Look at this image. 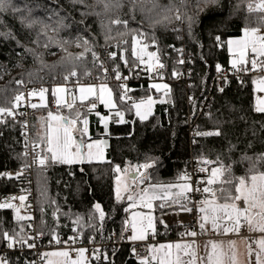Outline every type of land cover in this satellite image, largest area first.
Listing matches in <instances>:
<instances>
[{"label":"trees","instance_id":"16d2710c","mask_svg":"<svg viewBox=\"0 0 264 264\" xmlns=\"http://www.w3.org/2000/svg\"><path fill=\"white\" fill-rule=\"evenodd\" d=\"M251 1L0 2V108L12 106L17 81L50 85L66 76L69 81L75 78L79 83L101 78L102 71L93 57L95 52H115L113 59L117 60L118 49L124 48L127 60L133 63V35L143 34L149 49L166 62L168 96L156 93L153 88L138 90L136 95L153 99L152 111L146 119L136 118L132 123L131 114L126 111L125 122H110L104 160L73 164L52 161L40 143L42 156L49 157L34 173L36 230L42 241L66 237L72 226L84 242L105 240L112 234L120 238L127 228V210L126 202L115 195L117 166L134 169L150 164L147 170L151 182L165 183L181 179L189 169L186 159L191 155L210 159L214 167L225 169L213 185V197L219 202L231 201L225 199L226 195H237L235 186L239 178L264 172V160L260 159L264 156V113L255 111L252 80L241 84L229 78L221 91L208 90L216 66L229 63L226 40L239 36L242 29L263 25L262 14L250 10ZM171 45H183L192 54L188 66L194 102L208 95L209 106L196 118L197 128L205 133L219 131L220 135H203L196 144L190 143L184 89L172 81V72L180 65L174 61ZM55 51L59 52L58 58L51 60L49 53ZM167 51L171 52L170 59H164ZM72 71L76 72L75 76L69 75ZM109 87L120 104L117 87ZM96 109L102 111L101 107ZM20 130L19 121L6 113L0 114V198L21 190L16 178L4 175L25 162ZM225 179L232 183H222ZM97 204L104 212L102 220L95 208ZM159 228L162 230L160 225ZM164 229L168 233V228ZM25 230L26 223L17 220L10 209H0V233L8 232L18 241L24 237ZM6 242L0 236V246ZM89 251L90 264H141L142 261L134 257L129 244L93 247ZM29 256L24 252L10 253L5 264H28Z\"/></svg>","mask_w":264,"mask_h":264},{"label":"built area","instance_id":"2783aa9c","mask_svg":"<svg viewBox=\"0 0 264 264\" xmlns=\"http://www.w3.org/2000/svg\"><path fill=\"white\" fill-rule=\"evenodd\" d=\"M264 4V0H259L257 4H253L252 7H257L263 13V25L260 28L261 35H264V8L259 7ZM174 52V61L180 65L179 68H176L172 72V81L180 84L185 93V101L187 107V131L188 137L191 144H196L197 139L202 137L205 133L199 130L196 126V118L201 115L202 111H205L209 106L208 95L201 99L198 103L194 102L193 92H192V73L189 68L191 62L192 54L188 51L183 45L178 47L170 46ZM114 49H117L115 46ZM119 58L114 60L110 55L111 53H101L95 52L94 60L98 63L102 76L101 78L93 77L91 78L90 83L92 85L106 84L107 86H116L118 89L119 98L123 94V90L119 87L120 84H126L129 89L127 96L130 99L125 98L121 100V104L126 107L130 114V122L132 123L135 116V108L133 107L134 103H139L140 101H147L149 97L145 95H136L135 93L138 90L144 88H153V84L159 85H168L167 74H166V62L159 57V62L164 66L163 68H157L152 71L147 70V63L139 64V61H135L138 64V67H134L133 63H128L125 65L124 59L126 58L124 48H119ZM171 52L167 51L164 53V59H170ZM147 61V55L144 58ZM248 60H251L252 57H247ZM258 60H261L257 58ZM264 60V59H262ZM113 62L112 64L110 62ZM180 61H183L181 63ZM155 63V61H153ZM219 66V71L217 70ZM214 70L212 77L209 79V88L219 92L224 88L227 80L229 78L235 79L241 84H247L253 78H264V69H261L259 66L255 69H251V64L246 65H237V68L247 67L248 71L237 70L232 66V62H229L227 65L218 64ZM107 69V71H105ZM119 71L122 79L116 80L115 74L116 71ZM127 77V79H123ZM20 82V83H18ZM79 82L77 79L72 78L61 82H56L55 80L48 85L47 83H38L32 82L30 80L17 81L18 89L15 93V96L18 94H23L24 99L19 102L14 101L10 109H13L14 115H9L13 120L20 122L21 130L19 133L20 140L23 144V155L25 157V162L16 170L11 171L10 176L16 178L21 185V190L11 193H6L0 198V202H4L10 197H20L24 196L26 199L23 204L16 199L11 200V203L20 208V215L24 217H30V219L20 220L26 223L25 235L22 239L16 241L13 247H8V242L0 246V260L5 262L7 254L10 253H29L28 264H44L45 253L54 251V250H67L70 253V258L75 257L74 251L79 249H91L96 248H107L114 247L119 244H129L133 247V255L138 260H144L146 258V245L150 243H156L164 238L158 234H151L147 238L140 241H132L130 239L132 234V229L127 227L122 233L120 238H116L114 234L109 236L105 240L94 241L90 239L88 242H84L75 226H72L70 229V234L66 237L58 236L53 239L42 241V236L36 230V213H35V193H34V173L37 167L40 165L39 160L42 158L40 151V146L38 143L33 141L31 133V117L36 110V107L33 108L31 105H36V96H31L30 93L36 91L39 93L40 89H49L55 85H62L65 88L67 94L75 93L76 85ZM156 93H161L162 91H157L153 88ZM92 104H97L95 99H90L86 101V107L92 106ZM50 106L54 111L66 110L68 108L67 102H60L57 104V100L54 99L50 102ZM97 106V105H96ZM7 114V113H6ZM204 161H209V163H204ZM186 162L189 164V169L182 174L181 179L187 176L189 185L193 189L192 191L185 192L181 203L174 208L168 209V207L163 203L159 202L158 207V221L161 227L168 228V238L176 240H193L199 241L201 239L212 238L215 235L209 230L205 225L204 229H201L200 224L202 222L201 218L203 217V212L200 211L202 207V202L206 199L213 198L214 196V187L212 184H208L210 180V173L214 167V161L201 157V156H190L186 159ZM142 173H145L149 177L148 170L145 168L141 169ZM151 180H145L144 184H150ZM208 187L211 189L210 192L205 193L203 189ZM196 189H200L197 191ZM185 197L187 199H185ZM161 204H164V207H160ZM191 209V211H186L184 208ZM10 209L17 219V214L14 208ZM195 232L196 235L192 236L189 233ZM238 236L245 237L248 241H252L253 234L249 232L248 225L243 219L241 220V227L237 232ZM23 240L25 243H21ZM59 241V242H58ZM34 245V247H28V245Z\"/></svg>","mask_w":264,"mask_h":264},{"label":"snow or ice","instance_id":"6c2138e0","mask_svg":"<svg viewBox=\"0 0 264 264\" xmlns=\"http://www.w3.org/2000/svg\"><path fill=\"white\" fill-rule=\"evenodd\" d=\"M2 2V0H0ZM250 10H251V6ZM259 7L264 8V4L260 5ZM179 18V17H177ZM115 23H120V21H115ZM143 34H141L142 36ZM137 45H140L139 50H137ZM229 50H233V45L235 46L237 59H234L232 61V66L234 69L237 70H243L248 71L249 69L247 67L237 68V65H246L251 64V69L255 70L258 66L261 69H264V60H258L257 57H264V35H260L258 33V29H245L244 30V36L241 39L238 40H229L228 41ZM148 44L144 43L141 44V41L137 39L136 37L133 38V45H132V56L135 58L133 61V66L138 67L139 65L135 63V61H139V64H145L147 63V70L152 71L157 68H163V64L159 62V57L157 56L156 52H147ZM251 52L253 55L251 60L247 59L248 53ZM147 55V61H145L144 56ZM113 58H115L116 53L113 52L110 54ZM93 56H95V53H93ZM155 61V63H153ZM183 63V61H180ZM125 65H128L129 61L127 59H124ZM217 70L219 71V66H217ZM107 71V69H105ZM70 76H75L76 72L72 71L69 73ZM68 79V76L65 77V80ZM116 80H121L122 77L119 73V71H116L115 74ZM123 79H127V77H124ZM20 83V82H18ZM258 90L261 92H264V78L260 79L258 82ZM119 87L123 90V94L121 95L120 99L124 100L125 98L130 99V97L127 96V93L129 89L127 88L126 84H120ZM153 88L157 89L158 91L163 87L164 89H167V85H159V84H153ZM222 90V89H221ZM47 91V89H40L39 93L36 91H33L30 93L31 96H36L37 94L40 96V99L44 100V94ZM65 91L64 88H56L53 91V94L55 95L58 92ZM80 92L81 100L87 98L85 93L89 95H95L96 89L93 86H89L87 88L81 87ZM99 93L100 95L97 97L102 103L105 104L106 107L114 108L116 105L112 101V92L111 89L107 87L106 84H101L99 86ZM105 94H107V98H105ZM24 99L23 94H18L15 96V101L17 102V106L20 101ZM60 103V100L57 99V104ZM147 105L150 107L153 103L152 98L149 97L147 100ZM145 101H140L139 103H134L133 107L136 109V115L139 116L141 119L147 118V111L144 113H141L140 109L142 106H144ZM33 108L37 107V105L33 104L31 105ZM71 108V105H69ZM92 108H95L96 105L92 104ZM255 111L259 113H264V99H259L257 101ZM7 113L8 115H14L13 109L10 108H0V114ZM79 113L76 114V117L73 119H68L67 117H61L59 115H53V113H48V119L50 121L56 122L55 124L49 123L48 124V132L46 134V137L42 138V141L47 144V152L51 153L50 159L52 161H58L61 163L66 164H73L76 162H82L85 158L90 159L92 157L91 149L93 148V144H88V152L85 154L82 149L84 148L83 141L80 142V144L76 145L75 151L72 150V146L75 144V140L72 137V130L74 125L77 123L79 118ZM117 116L120 117V122H123V113L117 111ZM101 120L105 123V126L107 125V121L104 117H101ZM83 128L81 129L82 134L87 133V125L88 121L87 119H84L82 121ZM203 135H220L219 131L216 132H206L202 133ZM49 157H43L39 160V163L41 165H44L46 160H48ZM261 160H264V156L260 157ZM204 163H209V161H204ZM150 164H144L137 166V174L132 177V185H135L136 187L139 186V184H143L145 180L150 179V177L146 176L145 173H142L139 171V168H145L147 169L150 167ZM253 164V168H254ZM117 172H120L119 166L116 168ZM225 169L223 167L220 168H214L211 171L212 179L208 180V184H213L216 182V178L218 176H223ZM125 172H127V169H125ZM7 175V174H4ZM183 179H188L187 176L183 177ZM118 186L116 189L117 193V199H120V193H121V187H120V181L118 177ZM222 183L231 184L232 181L230 179H225L222 181ZM174 187V185H168L167 187L163 185H149L147 188L142 189L140 192H136L134 195L132 192L134 189H132L131 185L125 184L123 186V191L129 192V195L127 196V199L129 201H133V207L135 206V202L138 199L139 202L146 208L152 209V201L155 199H164L166 200L168 198V195L171 191V188ZM131 189V190H130ZM193 189L189 184H185L181 188V192L177 195H183V193L192 191ZM199 191L200 189H196ZM205 193L210 192L211 189L208 187H205L203 189ZM222 191H224L222 189ZM159 192V195L157 193ZM235 192L237 195H226V200H233V201H239L243 200L248 207L241 210L236 206L235 203L229 204L224 203L219 206L213 207L211 205V202L204 201L202 203L209 204V207H211V213H209V208L201 207L200 211L205 213V215L201 218L202 222L200 224L201 229L205 228V225L207 223H211V226L214 229H219L221 226V221L226 220L230 227H224L223 231L229 232H238L241 227V220L245 221L250 229H253V218L248 213L251 211V209L259 208V212L257 215L261 218V223H259L256 227H258V230L261 232H264V172L255 173L250 176V178L241 177L239 178L238 184L235 186ZM18 199L21 204H23L26 197L20 196V197H10L4 202H0V209H6V208H14L17 214V220H24V219H30V217H24L21 216L20 208L16 205L11 203V200ZM185 199H187L185 197ZM176 202V201H173ZM160 207H164V204H161ZM96 210L99 212L100 219L102 220L104 218V212L101 210L100 205L97 204L95 206ZM186 211H191V209L184 208ZM217 213H222V215H218ZM137 214H133L135 217ZM147 219V229L154 228L152 223V216L149 214L145 217ZM131 227L133 230V235L130 237L132 240H143L145 239L146 231L147 229L141 225L138 227L135 219L131 223ZM189 235L195 236L196 233L192 232L189 233ZM0 236H2L7 242L8 247H13L14 244L17 241L16 236H10L8 232L0 233ZM21 243H25V241L21 240ZM59 242V241H58ZM234 244V242H232ZM261 250H264V240L259 241ZM28 247H34V245L29 244ZM190 245H161L159 249L156 251L161 252L162 255L158 259V264H196L197 259H199L201 262H203V257H197L194 252H189L187 249H189ZM212 251L207 256V264H225V256L226 253L220 249V246L213 243L212 244ZM176 249L175 259H172L173 253L172 249ZM86 249H79L78 250V259H71L70 253L68 251H59V252H52V253H45V256L48 257H63L64 264H82V261L85 259V252ZM183 251V254L185 256H189L190 258L188 260H184L181 258V252ZM98 258V257H97ZM153 260H157V257L154 255L152 257ZM231 264H236V257L233 254L230 257ZM0 264H5L4 261L0 260ZM48 264H53V260L49 259ZM141 264H149L148 260H142ZM257 264H261L259 254H257Z\"/></svg>","mask_w":264,"mask_h":264},{"label":"crops","instance_id":"0c3cea01","mask_svg":"<svg viewBox=\"0 0 264 264\" xmlns=\"http://www.w3.org/2000/svg\"><path fill=\"white\" fill-rule=\"evenodd\" d=\"M252 29H258V33L261 35L260 28H252ZM244 30L245 29L241 30V33L239 36L230 37L226 40V49H227V52L229 54V62H232L234 59H237V55H236V50H235L234 45H233V50L232 51L229 50L228 41L229 40H238V39L243 38ZM253 55L254 54L249 52L247 57H253ZM257 58H259V59L263 58L264 59V57H257ZM260 79H262V78H253L252 79V85H253L254 92H255V99H254V106L255 107H256L258 98L264 99V92H261L258 90L257 82ZM100 85L101 84L94 86L91 83H81L80 87H76L75 93L67 94L66 91H63V92H58L54 95L53 94L54 89L64 88L62 85L58 84V85L51 87L48 92H45V94H44L45 98L43 101L40 99V96L37 95V99H36L37 107H36V112L34 113V115L32 117L31 133H32V136L34 137V139H36L35 142L38 143V145H40V143H42V146H43L45 152H47V144L42 141V138L46 137V134L48 132V124L49 123H52V124L56 123V122L50 121L48 119V113L51 112V113H53V115H59L61 117H67L68 119L75 118L76 114L79 113L80 115H79L78 121L74 125L73 130H72V137L75 140V144L72 146V150L75 151L76 145L79 144L78 140L80 142L83 141L84 148L82 150L85 154H87V152L89 151L87 148V145L93 144V148L91 149L92 157L90 158L92 160H89V161H102L105 159V153H106V148L108 145V138H109V136L107 134L108 125L110 124L111 121H116L117 123H122V122H120V117L116 115L117 111L123 113V122H125V120H126L125 113H126V111H129V110L126 107H124L121 103L120 104L116 103V101L114 100V97H113L112 89L109 86H107V87L111 89V92H112L111 98H112V101L115 103L116 106L114 108L106 107L104 103H102L99 99H97V97L100 95V93H99V86ZM89 86L95 87L96 93H95V95H89V94L85 93L84 95H86L87 98L82 101L80 98L82 95V93L80 92V88L81 87L87 88ZM105 98H107V94H105ZM54 99H56V100L59 99L60 102H67L68 105H71V108L68 106V108L66 110L54 111L50 106V102ZM90 99H95L97 101L96 107H101V109H102L101 112L98 111L96 109V107L95 108H92L91 106L86 107L85 103H86V101H88ZM135 116H136V118H138L136 115V112H135ZM101 117H104L105 120L107 121L106 126H105V123L101 120ZM84 119H87V121H88L86 134H82V132H81V129L83 128L82 121ZM97 151H100V153H99L101 155V157L99 158L100 160L93 158L94 153ZM47 153L49 154V157H51V153H49V152H47ZM42 158H43V156H42ZM83 161H85V159ZM76 163H79V162H76ZM214 168H218V167H214ZM124 169H128V170H127V175H125L122 183H124V185L128 184V185L132 186V189H134V191L132 192L133 195L137 192L136 189H139L138 192H140L142 189L147 188L149 185H163L165 187H167L168 185H174V187L171 188V191H170L168 198L166 200L155 199L152 201V205H153L152 209H148L142 205V206H137V210H135L132 214H130V212L127 211V218H126V222H125L126 227H129L132 229L131 223L135 219L138 227L143 225L147 229V223L148 222H147V219L145 217L150 214L153 218L152 223H153L154 228L147 229L145 238H147L151 234H158L164 238L163 240H161L159 242L150 243V244L146 245V259L148 261L156 262L158 264V259L162 255V253L158 252L156 250L159 249V247L161 245H169V244H171V245H176V244L185 245L186 244V245L191 246L189 249H187V251L194 252L197 257H203L204 258L203 262H201L199 259H197L196 264H207V256L212 251V247H211L212 244L215 243L218 246H220V249H222L226 253L225 264H231L230 257L233 254L236 257V264H257V254H259L261 264H264V250H261L260 244H259L260 240H264V232L259 231L258 227H256L259 223H261V218L259 220L253 219V226H254L253 229H250L248 226L249 232L253 234L251 242L248 241L245 237L238 236L237 232L229 231V232L225 233L223 231L224 227H230V224L226 220L221 221V226L219 229H214L211 226L210 222L206 224V226L209 228V230L215 235L212 238L201 239L197 242L193 241V240H176V239L168 238L169 234L164 232V230H165L164 228L161 227L162 230H160V228L158 229V225H160V224L158 221L159 219L157 216V212L159 209L156 207V204L159 202H163L168 207V209L177 207L181 203V200H182L185 193H183V195H177V194L181 192V188L183 185L189 184V181L187 179H180L176 182H165V183L151 182L148 185L143 183V184H139V186L136 187L135 185H132L131 178L133 177V173L137 174V167L134 169L129 168V167L120 169L121 171H120V173L117 172L116 178L119 177L118 176L119 174H122L124 176V172H123ZM141 169H142V167L139 168L140 172H141ZM10 173H11V171L7 172V176H10ZM219 178H220V176H218L216 178V182L219 180ZM210 179H212V175H210ZM215 183H213L212 185H214ZM121 192H122V190H121ZM126 193L127 194H125L122 198H120L118 200L126 202V205H127V203L129 202V200L127 199L129 192H126ZM157 195H159V192L157 193ZM116 198H117V195H116ZM173 201H176V202H173ZM204 201L211 202V205L213 207L222 205L224 203H229V204L235 203L236 206L238 208H240L241 210L248 207V205L243 200H239V201L231 200V201H227V202H219L213 197L210 199H206ZM138 203H140V202L138 201ZM202 207L209 208V213H211V207H209V204L202 203ZM134 213L137 214L135 217L133 216ZM217 214L222 215V213H217ZM248 214L250 215V212ZM204 215H205V213H203V216ZM132 235H133V230H132L131 236ZM132 241H140V240H132ZM232 242H234V244ZM172 253H173L172 259H175V254H176L175 248L172 249ZM154 255L157 257V260L152 259V257ZM45 258L53 260V263H54L56 261L55 258H57V257L45 256ZM78 258L79 257H78V250H77L75 257L73 259H78ZM89 258H90V251L87 250L85 252V259L82 261V263L83 264H90ZM181 258L184 260H188L190 257L185 256L183 254V251H182L181 252Z\"/></svg>","mask_w":264,"mask_h":264},{"label":"rangeland","instance_id":"374dc122","mask_svg":"<svg viewBox=\"0 0 264 264\" xmlns=\"http://www.w3.org/2000/svg\"><path fill=\"white\" fill-rule=\"evenodd\" d=\"M259 2V0H253V1H251V3H250V6H251V8L252 9H254V10H256V11H258V12H260L261 14H262V18H263V13L260 11V10H258V8L257 7H252V5L253 4H257ZM261 28V27H260ZM134 37H136L137 39H139L140 41H141V44H144L145 42H144V38H143V36H139V35H133L132 36V38H131V49H132V45H133V38ZM139 47H140V45H137V50H139ZM147 52H155L154 50H151V49H149V46H148V48H147ZM58 55H59V52L58 51H55V52H53V53H49V57H50V59L51 60H55L56 58H58ZM146 57V54H145V56H144V58ZM132 58L135 60V58L132 56ZM80 84L81 83H78L77 85H76V87H80ZM95 86V85H94ZM157 90V89H156ZM169 90H170V88H169V85H167V89H164L163 87H161V89L159 90V91H162L161 93H164L165 95H166V97L168 96V94H169ZM158 91V90H157ZM152 101H153V99H152ZM147 102V101H146ZM145 102V104H144V106H142L141 107V109H140V111H141V113H144L145 111H147V117H148V115L150 114V112L152 111V107H153V103L151 104V106L149 107L148 105H147V103ZM154 102V101H153ZM135 111H136V109H135ZM139 119H141L139 116H137ZM83 151V150H82ZM100 153V151H97V152H95L94 153V157L93 158H96V159H98V160H100L99 158L101 157V155L99 154ZM89 160H92V159H88V158H85V161H89ZM128 170V169H127ZM123 172H124V176L122 175V174H119L118 176H119V181H120V187H121V190H122V192L120 193V196H121V198L125 195V194H127L125 191H123V186H124V183H122L123 182V180H124V177H125V175H127V172H125V169L123 170ZM120 173V172H119ZM117 180H118V177L116 178V182H115V195H117V193H116V189H117V186H118V182H117ZM131 182H132V178H131ZM138 190L139 189H136V191L138 192ZM138 199L136 200V202H135V206L133 207L132 205H133V201H129L128 203H127V205H126V210L128 211V212H130V214H132L135 210H137V206H142V204L141 203H138ZM260 210H259V208H255V209H252L251 211H250V216H252L253 217V219H256V220H259L260 219V216L259 215H257V213L259 212ZM59 251H67V250H63V249H61V250H54V251H51V252H48V253H52V252H59ZM77 251V250H76ZM76 251H74V253L76 254ZM90 255H91V252H90ZM56 259V261L53 263V264H64V259L65 258H63V257H57V258H55ZM48 260L49 259H46V258H44V264H48ZM83 264V263H82Z\"/></svg>","mask_w":264,"mask_h":264},{"label":"water","instance_id":"95a60500","mask_svg":"<svg viewBox=\"0 0 264 264\" xmlns=\"http://www.w3.org/2000/svg\"><path fill=\"white\" fill-rule=\"evenodd\" d=\"M78 143L80 144V141L78 140ZM136 174L135 173H133V176H135Z\"/></svg>","mask_w":264,"mask_h":264}]
</instances>
